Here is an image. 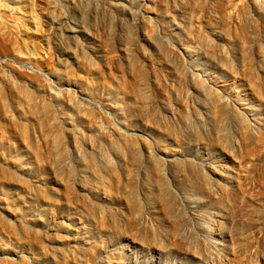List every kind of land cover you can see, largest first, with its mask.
<instances>
[{
	"label": "rangeland",
	"instance_id": "obj_1",
	"mask_svg": "<svg viewBox=\"0 0 264 264\" xmlns=\"http://www.w3.org/2000/svg\"><path fill=\"white\" fill-rule=\"evenodd\" d=\"M0 264H264V0H0Z\"/></svg>",
	"mask_w": 264,
	"mask_h": 264
}]
</instances>
